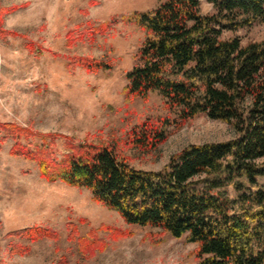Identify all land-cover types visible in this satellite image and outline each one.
I'll return each instance as SVG.
<instances>
[{"label":"trees","instance_id":"trees-1","mask_svg":"<svg viewBox=\"0 0 264 264\" xmlns=\"http://www.w3.org/2000/svg\"><path fill=\"white\" fill-rule=\"evenodd\" d=\"M200 1L163 0L126 20L144 39L125 74L124 97L146 99L155 92L175 115L143 121L126 143L152 151L165 142L169 127L179 129L200 115L231 125L235 138L190 145L158 171L133 168L113 145L73 144L66 137L60 160L51 152L54 136H41L45 142L33 150L16 141L9 154L35 162L47 182L86 189L126 225L184 236L195 244L198 264H264V40L241 45L237 38H219L223 31L264 23V0H204L212 15L199 13ZM76 62L89 73L108 68L88 58ZM0 131L16 139L40 136L14 124H0ZM110 235L129 233L113 229ZM13 236L28 242L57 238L36 228ZM91 236L78 241L82 254L100 244ZM27 250L11 244L9 252Z\"/></svg>","mask_w":264,"mask_h":264},{"label":"rangeland","instance_id":"rangeland-1","mask_svg":"<svg viewBox=\"0 0 264 264\" xmlns=\"http://www.w3.org/2000/svg\"><path fill=\"white\" fill-rule=\"evenodd\" d=\"M162 1L0 0V124L40 135L16 139L0 131V264L199 263L195 244L185 242L184 236L126 225L117 213L94 202L86 189L47 182L35 162L9 154L16 141L33 150L54 136L51 152L60 160L66 137L73 144L113 145L133 168L158 171L190 145L235 138L231 125L200 115L179 129L169 127L165 142L152 151L127 145L129 132L143 121L175 116L155 92L146 99L123 94L125 74L144 39L143 31L126 20ZM199 13L212 15L214 9L201 0ZM219 38H237L241 45L262 41L264 23L223 31ZM78 58L108 68L89 73L77 64ZM32 228L49 229L57 238L28 242L13 236ZM113 229L129 235L115 238ZM91 235L100 244L82 254L78 241L91 240ZM11 244L28 250L11 254Z\"/></svg>","mask_w":264,"mask_h":264}]
</instances>
